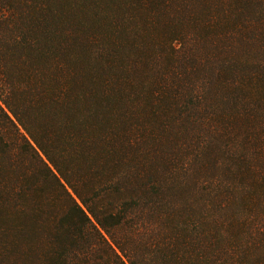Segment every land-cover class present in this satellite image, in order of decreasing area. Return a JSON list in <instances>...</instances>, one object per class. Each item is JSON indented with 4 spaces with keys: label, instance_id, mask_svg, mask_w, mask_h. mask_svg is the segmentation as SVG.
I'll list each match as a JSON object with an SVG mask.
<instances>
[{
    "label": "trees",
    "instance_id": "obj_1",
    "mask_svg": "<svg viewBox=\"0 0 264 264\" xmlns=\"http://www.w3.org/2000/svg\"><path fill=\"white\" fill-rule=\"evenodd\" d=\"M0 264H264V0H0Z\"/></svg>",
    "mask_w": 264,
    "mask_h": 264
}]
</instances>
